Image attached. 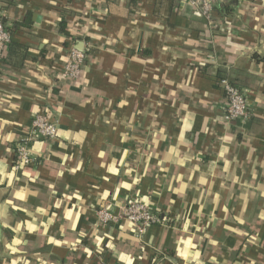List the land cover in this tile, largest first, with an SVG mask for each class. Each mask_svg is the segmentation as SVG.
Here are the masks:
<instances>
[{"label":"crops","instance_id":"1","mask_svg":"<svg viewBox=\"0 0 264 264\" xmlns=\"http://www.w3.org/2000/svg\"><path fill=\"white\" fill-rule=\"evenodd\" d=\"M194 1H1L0 264H264V0H221L213 25ZM40 113L58 133L16 169ZM130 199L163 222L100 221Z\"/></svg>","mask_w":264,"mask_h":264},{"label":"built area","instance_id":"2","mask_svg":"<svg viewBox=\"0 0 264 264\" xmlns=\"http://www.w3.org/2000/svg\"><path fill=\"white\" fill-rule=\"evenodd\" d=\"M221 0H195L202 14L208 20L209 25H213V12ZM0 13L3 14L0 0ZM12 34L0 19V57L11 43ZM86 61V51L83 48L71 46L67 53V60L64 65V75L70 79H77L81 76ZM219 84L226 96L224 106V119L227 122L235 120L242 124L248 122L252 113L249 107L246 92L235 84L228 76L221 77ZM58 133L57 124L49 119L45 114H37L33 120V127L30 132L17 142L15 168L22 169L35 163L36 158L31 151V142L39 137L51 139ZM100 221L104 224L118 222L125 219L130 222L138 235L145 232L146 228L152 224H161L163 219L154 212L145 202L136 199L128 200L118 211L101 206L97 210Z\"/></svg>","mask_w":264,"mask_h":264},{"label":"trees","instance_id":"3","mask_svg":"<svg viewBox=\"0 0 264 264\" xmlns=\"http://www.w3.org/2000/svg\"><path fill=\"white\" fill-rule=\"evenodd\" d=\"M1 1H4V0H1ZM5 1H7V2L10 3V2H12L13 0H5ZM65 25H66L65 22L62 21L61 30H63V29L65 28ZM7 29H8V28H7ZM9 29L11 30V28H9ZM9 29H8V30H9ZM10 30H9V31H10ZM16 46H19V45H16Z\"/></svg>","mask_w":264,"mask_h":264}]
</instances>
